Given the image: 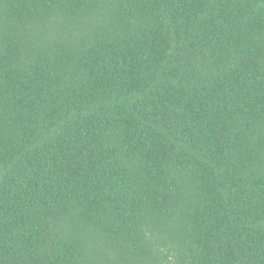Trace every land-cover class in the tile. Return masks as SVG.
<instances>
[{
    "label": "trees",
    "instance_id": "16d2710c",
    "mask_svg": "<svg viewBox=\"0 0 264 264\" xmlns=\"http://www.w3.org/2000/svg\"><path fill=\"white\" fill-rule=\"evenodd\" d=\"M0 264H264V0H0Z\"/></svg>",
    "mask_w": 264,
    "mask_h": 264
}]
</instances>
